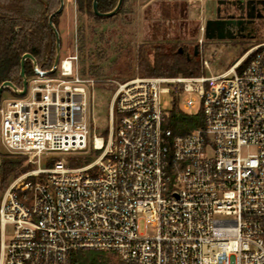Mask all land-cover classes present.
<instances>
[{"label": "built area", "instance_id": "built-area-1", "mask_svg": "<svg viewBox=\"0 0 264 264\" xmlns=\"http://www.w3.org/2000/svg\"><path fill=\"white\" fill-rule=\"evenodd\" d=\"M78 60L37 64L26 94L0 102L3 145L34 165L1 197L0 264H72L79 249L117 264H264V41L219 75L117 81L98 154L72 166L61 155L88 146L98 83ZM175 104L203 126L165 128Z\"/></svg>", "mask_w": 264, "mask_h": 264}, {"label": "rangeland", "instance_id": "rangeland-1", "mask_svg": "<svg viewBox=\"0 0 264 264\" xmlns=\"http://www.w3.org/2000/svg\"><path fill=\"white\" fill-rule=\"evenodd\" d=\"M209 19H223L221 31L225 37L206 36ZM60 26V58L78 52L80 72L98 80L96 86L88 91V146L80 152L61 155L71 164L82 158L93 159L98 154L93 147V139L94 135L107 136L109 133V103L116 82L144 76L137 66L142 45H146L152 59L154 51L151 45L179 42L186 48L187 55L198 62L201 72L209 76L219 75L252 47L264 41V0H124L121 12L103 20L81 12L75 0H64ZM130 57L132 66L129 64ZM205 59L209 61V67L203 66ZM247 62L244 60L239 70ZM14 96L18 94L7 87L2 100ZM162 99L164 108H169L172 96L163 94ZM199 107L197 100L191 110L196 111ZM1 154L12 155L19 161L8 176H4L0 168V202L11 182L28 171V165L30 169L34 166L26 155L10 152L0 138ZM41 165L45 166V163L42 161ZM141 231H144L143 222ZM6 233L10 238V225ZM99 257L108 264H117V258L111 252H101Z\"/></svg>", "mask_w": 264, "mask_h": 264}, {"label": "trees", "instance_id": "trees-1", "mask_svg": "<svg viewBox=\"0 0 264 264\" xmlns=\"http://www.w3.org/2000/svg\"><path fill=\"white\" fill-rule=\"evenodd\" d=\"M75 1L81 12H87L98 20L107 18L94 13V0ZM118 2L119 0H98V9L102 13L112 11ZM60 3V0H0V85L9 80L16 86L23 87L22 58L27 52L35 57L42 70H50L54 65L57 55L56 35L50 26V16L55 13L52 21L59 30L62 12H57V10ZM122 8L123 4L117 13L121 12ZM151 47L154 51L152 59L149 57L146 45H142L139 49L137 66L142 75L175 76L183 74L195 76L203 74L198 62L187 55V50L181 43H155ZM180 47L183 48V52H180ZM247 61H249V57L245 59V62ZM129 64L133 65L131 57ZM35 72L32 60L26 59V76L30 77ZM203 124L204 117L201 111L188 114L175 104L164 127L171 128L176 134H185L203 126ZM0 159L2 160L0 168H2L4 176L10 175L16 169L17 161H19L9 154H1ZM91 160L92 158L89 157L82 158L71 162V165L80 166ZM30 167L28 165L27 169L30 170ZM100 253L95 250H75L71 253V262L72 264H108L101 260Z\"/></svg>", "mask_w": 264, "mask_h": 264}, {"label": "water", "instance_id": "water-1", "mask_svg": "<svg viewBox=\"0 0 264 264\" xmlns=\"http://www.w3.org/2000/svg\"><path fill=\"white\" fill-rule=\"evenodd\" d=\"M61 3H60V7L59 9L57 10V12H62L63 9H64V0H60ZM124 0H119L117 6L112 10V11H109V12H106V13H102L99 11L98 9V0H94L93 1V10H94V13L98 16H103V17H110V16H113L115 15L121 8L122 4H123ZM55 15V13H53L51 16H50V26L52 27L53 31L55 32V35H56V48H57V55H56V58H55V62H54V66H56L58 64V62L60 61V53H61V37H60V32L58 30V28L54 25L52 19H53V16ZM222 23H223V19H216V20H213V19H209L207 21V27H206V36L209 37V38H214L216 35H212L210 34V30H212L213 32L215 30L218 31V37L220 38H223L225 37L224 33H222L221 31V26H222ZM183 48L180 47V52H183ZM195 54L197 55L198 54V49L196 48V51H195ZM26 59H31L35 65V71L36 73H41V69L37 66V61L35 59V57L27 52L23 55V58H22V67H21V76L23 78V89L18 93V95L20 96H23L26 94L27 92V84H28V81H27V76L25 74V61ZM12 87L14 89L17 88V86L12 82V81H4L1 85H0V102H1V96H2V93L4 91V89L6 87Z\"/></svg>", "mask_w": 264, "mask_h": 264}, {"label": "flooded vegetation", "instance_id": "flooded-vegetation-1", "mask_svg": "<svg viewBox=\"0 0 264 264\" xmlns=\"http://www.w3.org/2000/svg\"><path fill=\"white\" fill-rule=\"evenodd\" d=\"M210 34H212V35H218V31L217 30H215L214 32L212 31V30H210ZM33 62V61H32ZM7 88V87H6ZM5 88V89H6ZM3 94V93H2ZM1 101H2V96H1Z\"/></svg>", "mask_w": 264, "mask_h": 264}, {"label": "bare ground", "instance_id": "bare-ground-1", "mask_svg": "<svg viewBox=\"0 0 264 264\" xmlns=\"http://www.w3.org/2000/svg\"><path fill=\"white\" fill-rule=\"evenodd\" d=\"M98 144H100V139H98Z\"/></svg>", "mask_w": 264, "mask_h": 264}, {"label": "crops", "instance_id": "crops-1", "mask_svg": "<svg viewBox=\"0 0 264 264\" xmlns=\"http://www.w3.org/2000/svg\"><path fill=\"white\" fill-rule=\"evenodd\" d=\"M60 29H61V26H60Z\"/></svg>", "mask_w": 264, "mask_h": 264}]
</instances>
